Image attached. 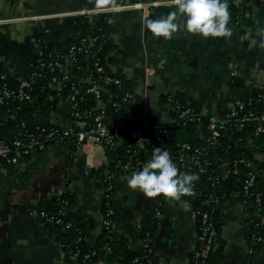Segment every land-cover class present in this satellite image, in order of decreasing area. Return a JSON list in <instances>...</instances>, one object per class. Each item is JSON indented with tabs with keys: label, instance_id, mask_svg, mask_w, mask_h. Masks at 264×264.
Segmentation results:
<instances>
[{
	"label": "crops",
	"instance_id": "obj_1",
	"mask_svg": "<svg viewBox=\"0 0 264 264\" xmlns=\"http://www.w3.org/2000/svg\"><path fill=\"white\" fill-rule=\"evenodd\" d=\"M136 1L141 0H0V77L9 81L29 77L41 32L53 50L62 55L64 70L68 65L63 58L67 40L77 34L80 11H89L86 16L93 21L98 13L112 6ZM239 2L245 13L240 24L230 16V38L204 39L183 30L171 40L154 37L146 21L167 16L176 11L175 5L149 11L128 7L109 13L112 48L105 56V64L112 73L130 81L132 97L127 114L133 123L169 122V113L160 98L170 94H184L197 102L204 115L222 114L238 99L226 86L232 73L251 89L264 88V47L260 46L264 42V0ZM73 109L70 101L61 100L48 121L63 127L72 118ZM239 150L245 154L244 143ZM105 156L103 148L90 142L83 149L68 151L64 141H54L22 157L16 167L0 168V264H93L78 262L64 249V238L72 230L40 225L32 212L39 203L68 195L70 211L95 221L87 237L92 244L101 229L100 185L109 173L104 168ZM253 158L255 170L264 177V150ZM132 172L116 173L112 179L114 238L137 249L142 219L160 201L162 213L151 240L154 255L167 264H186L197 243L193 209L186 200L146 198L139 190L130 189L127 180ZM220 208V238L224 243L220 263L264 264V245H252L247 235L255 222L264 230V210L262 214L255 213L235 195L224 200ZM96 264L124 263L101 251Z\"/></svg>",
	"mask_w": 264,
	"mask_h": 264
},
{
	"label": "trees",
	"instance_id": "obj_2",
	"mask_svg": "<svg viewBox=\"0 0 264 264\" xmlns=\"http://www.w3.org/2000/svg\"><path fill=\"white\" fill-rule=\"evenodd\" d=\"M230 16L237 22L243 20L245 13V7L243 5L235 6L231 1H228ZM109 14L99 13L92 21L86 15H80L76 21L77 34L67 40L66 50L72 44L79 45L82 38L88 35L95 36L93 45V54L99 58V63L103 66L104 74L119 77L121 80L120 85L114 83H103L99 77V73L93 65V57L91 54H80L77 61L72 63L69 67L63 70L46 71L42 77L44 83L40 86H33L31 92V100L20 105L19 109H15L18 105L14 102H9L6 105L0 106V132L3 138L9 139L14 132L20 127L21 122H24L28 129H33L35 125L44 126L49 129L53 127L49 121V114L55 109L56 105L61 100H66L67 96L73 95L75 98V112L78 115L72 116L69 123L65 126L76 127L74 121L83 120L86 123L85 129H91L95 126V117L101 111L103 113V122L109 128L118 127V135L113 140V145H104V152L107 156L106 164L104 168L108 169V174H116L124 172L122 166L131 157L132 153L136 150L134 157H138L142 160H149L152 157L154 148L157 146L149 147L145 145L144 148L139 149L134 146L130 141V129L133 125H139L133 123L127 114V103L121 104V99L125 93H131L130 81L123 76L112 73L105 64V56L107 52L112 48L110 40V30L112 28L111 23L107 21ZM41 41L39 49L31 58V65H37L38 61H49L51 58L57 57L62 62V55H58L52 48L51 44L46 38V34L41 32ZM88 69L90 73L91 81H86L85 70ZM66 74L67 78L62 79V76ZM102 74V73H101ZM56 76V83L51 82V77ZM101 85L100 97L96 99L93 93L87 92V89L91 86V83ZM58 83H60L58 85ZM227 90L232 96L238 97V99L246 103L245 111L247 109H253L255 116L244 122L243 127L230 135L222 137L221 141H224V145L217 149L210 150L212 166L207 169L205 173H198L194 167L190 165V161L182 168L183 173H190L198 175L199 179L194 182V196H184L180 200H186L193 211L206 210L209 206L204 204L205 198L208 194L212 193L218 197V202L214 204L213 211L210 214V221L214 225L215 235L212 240V247L209 251L205 264H221V256L223 252V240L220 238V229L222 225L221 221V208L220 204L228 199L232 195H236V199L239 202L243 201V196L239 193L242 191L243 175L241 171L233 173L229 178L223 180L219 184L212 186L207 180V173L214 170L218 162L228 161L236 157L239 153V145L250 140V147L245 151L244 156L255 162L254 154L264 150V133L259 136L254 135V130L258 126L264 127V88H249L244 85L243 79L237 74L232 73L226 82ZM174 97L182 102H188L197 111H199L200 105L192 100H189L184 94H172ZM166 96H162L161 102L164 103ZM251 98V103L248 104ZM120 103V107H114L113 103ZM104 105V106H102ZM232 108H225L223 113H227ZM169 117L174 119L171 123H157L154 124L156 128L146 129L148 135H158L159 128H166L169 131V135L173 140V144L162 146L161 148L167 150L170 156L178 155L180 153L177 143H187L190 150L193 151L196 147L204 145L205 127L202 125L199 127L197 124L191 122L183 124L176 119V113L169 109ZM205 119V117H203ZM71 138H75L72 135ZM67 139V138H66ZM68 151L76 150L77 148L68 140L64 141ZM191 151H187L188 154ZM241 153V152H240ZM218 159V160H217ZM103 168V166L101 167ZM106 175V176H107ZM105 176V177H106ZM105 179V178H104ZM108 183L103 180L100 185L102 194L100 197V211L101 215L105 216L111 196V189H106ZM256 187L261 192L262 202L260 204L259 213H263L264 210V177L258 175L256 179ZM239 193V195H238ZM61 199H66L71 206V199L68 195L64 194L58 199L51 200L45 203H39L36 206V211H46L48 213H55L58 209V204ZM178 200V201H180ZM177 201V200H176ZM110 200V205H111ZM247 207L256 210L254 202L251 198L247 200ZM162 211V208H161ZM114 219V217H111ZM65 220L71 224L72 230L70 235H67L63 241L64 249L71 255L78 253L76 260L80 263H93L99 262V254L103 251L104 246L110 248V254L117 259H120L124 264H145V262L151 258L152 254L148 253L143 247L137 249H130L126 242L122 239L117 240L114 238L111 230L101 227L99 235L96 237L92 244L89 243L87 237L90 231L94 228V219L82 214L78 211H69L65 216ZM158 224V217L155 210L147 214L140 224L138 229V235L140 239H143L148 233L153 237ZM44 226H51L57 228H63L62 226H55L52 224H46ZM201 226L200 216L196 215V233ZM65 229V228H63ZM248 238L250 241L254 235H260L264 237V230L260 227L258 222L252 224L248 231ZM153 248V245H151ZM199 243L191 251L186 264H195L194 252L198 249ZM154 252V248H153ZM139 257V262H134V259ZM154 264L161 263L157 259Z\"/></svg>",
	"mask_w": 264,
	"mask_h": 264
},
{
	"label": "built area",
	"instance_id": "obj_3",
	"mask_svg": "<svg viewBox=\"0 0 264 264\" xmlns=\"http://www.w3.org/2000/svg\"><path fill=\"white\" fill-rule=\"evenodd\" d=\"M231 1L235 6H240L239 0H228ZM174 5V0H141L133 2L129 5H115L100 13L109 14L123 10L125 8L131 9H142L143 11H149L150 9ZM82 15H87L89 11H80ZM99 14V13H98ZM107 21L111 23L110 15L107 16ZM95 36L88 35L82 38L79 45L72 44L64 52L63 58L67 61L69 67L72 63L77 61L80 54H85L93 57V65L100 75V79L103 83H114L120 85L121 80L119 77L104 74V68L99 63V58L95 57L92 52L94 45ZM29 77L17 78L14 81H9L5 76L0 77V106L6 105L7 103L14 102L18 105L15 109H19L20 105L31 100V92L34 86V80H42V77L46 71H54L56 69L62 70L63 65L57 57L51 58L49 61H38L37 65H30ZM65 68V69H66ZM64 69V70H65ZM63 70V71H64ZM102 73V74H101ZM67 75L64 74L62 79H66ZM56 76L51 77V82L56 83ZM44 83V81H43ZM42 83V85H43ZM60 83H58L59 85ZM101 85L91 83V86L87 89V92L93 93L96 99L100 97ZM132 93L127 92L121 99V104H126L131 99ZM66 100L73 104V114L78 115L75 112L73 95L67 96ZM251 103V98L248 104ZM118 102H114V107H120ZM164 105L167 111L172 110L176 115V119L183 124L195 123L199 127L202 125L205 127L204 145L196 147L193 151L187 143H177L180 153L178 155L170 156L172 161L176 164L177 168L183 173L182 168L187 165L190 161V165L196 169L198 173H205L208 168L212 166L210 150L217 149L224 145V141H221L223 135H232L233 132L240 130L244 122L255 116L253 109H247L245 111L246 103L240 99H236L231 106V110L227 113L218 115H204L202 112L197 111L190 103H184L174 97L172 94L167 95L164 101ZM103 113L101 111L95 117V126L91 129H85L86 123L83 120L74 121L76 127L69 126H53L49 129L44 126L35 125L33 129H28L24 122H21L20 127L14 132L11 138H3L0 132V168L2 167H16L22 157L29 156L35 152L43 150L46 145L54 141H66L71 142L77 149H83L87 142L97 145L104 149V145H113L114 138L118 135V127L109 128L103 122ZM205 117V119H203ZM174 119H169L168 123L174 122ZM79 125V126H78ZM156 128L153 125H133L130 129V141L135 147L142 149L145 145L149 147L167 146L173 144V140L169 135V131L166 128H159L158 135H148L146 129ZM264 133V127L258 126L254 130V135L259 136ZM75 135V138H71ZM232 137V136H231ZM67 138V139H66ZM246 149L250 147V140L243 142ZM191 151L190 154L187 151ZM237 153L236 157L228 161L218 162L217 167L211 172L207 173V180L212 186H215L229 178L233 173L241 171L243 175L242 191L239 192L243 196V201L240 202L243 205H247V200L251 198L254 202L256 210L255 213L259 214L260 204L262 202L261 192L256 187V179L258 173L255 170L254 162L247 159L244 155ZM136 150L132 153L131 157L122 166L125 171H139L148 160H142L138 157H134ZM107 161V156H105ZM218 160V159H217ZM264 175V174H263ZM114 174L107 175L104 179L108 183L106 189H112V179ZM238 193V195H239ZM236 196V195H235ZM218 202V197L212 193L204 200V204L209 206L206 210L193 211L195 215L200 216L201 226L199 231L196 233V240L199 243L198 249L194 252L195 264H205V259L211 250L212 240L215 235V228L210 221V214L213 211L214 204ZM109 205L105 216L101 215V227L111 230L114 217V209L112 204ZM162 203L159 201L155 206L154 210L156 216H160L162 211ZM70 206L66 199H61L58 204V209L55 213H48L46 211H33L32 215L40 225L52 224L55 226H62L65 229H70L71 224L65 220V216L69 213ZM152 237L147 233L143 239H140L139 247H143L148 253L152 254L151 258L148 259L145 264H154L157 258L154 255L152 245ZM252 245L262 244L264 245V237L260 235H254L251 240ZM103 251L106 253L110 252L108 246L103 247ZM252 251V249L250 250ZM78 253H74L72 256L76 259ZM140 258L136 257L134 262H139ZM163 263V261H160ZM167 264V263H165Z\"/></svg>",
	"mask_w": 264,
	"mask_h": 264
},
{
	"label": "clouds",
	"instance_id": "obj_4",
	"mask_svg": "<svg viewBox=\"0 0 264 264\" xmlns=\"http://www.w3.org/2000/svg\"><path fill=\"white\" fill-rule=\"evenodd\" d=\"M109 2L115 3V0ZM174 5L176 11L146 21L145 26L154 37L171 40L180 30L204 39L231 37L228 0H174ZM260 46L264 47V42ZM198 179L196 174L181 173L169 152L156 147L142 169L132 172L127 186L139 190L146 198L163 196L178 201L181 197L195 195L194 182Z\"/></svg>",
	"mask_w": 264,
	"mask_h": 264
},
{
	"label": "water",
	"instance_id": "obj_5",
	"mask_svg": "<svg viewBox=\"0 0 264 264\" xmlns=\"http://www.w3.org/2000/svg\"><path fill=\"white\" fill-rule=\"evenodd\" d=\"M90 73H89V70L88 69H86L85 70V76H86V81L87 82H90L91 81V78H90ZM42 83H43V81L42 80H34V85L35 86H40V85H42ZM102 106H104V105H102Z\"/></svg>",
	"mask_w": 264,
	"mask_h": 264
},
{
	"label": "snow or ice",
	"instance_id": "obj_6",
	"mask_svg": "<svg viewBox=\"0 0 264 264\" xmlns=\"http://www.w3.org/2000/svg\"><path fill=\"white\" fill-rule=\"evenodd\" d=\"M102 2H106V0H102Z\"/></svg>",
	"mask_w": 264,
	"mask_h": 264
}]
</instances>
